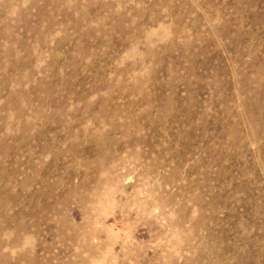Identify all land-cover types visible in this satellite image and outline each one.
I'll return each instance as SVG.
<instances>
[{
  "label": "rangeland",
  "instance_id": "374dc122",
  "mask_svg": "<svg viewBox=\"0 0 264 264\" xmlns=\"http://www.w3.org/2000/svg\"><path fill=\"white\" fill-rule=\"evenodd\" d=\"M0 264H264V0H0Z\"/></svg>",
  "mask_w": 264,
  "mask_h": 264
}]
</instances>
